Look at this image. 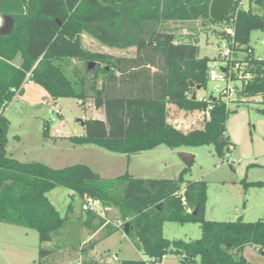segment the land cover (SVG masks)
I'll list each match as a JSON object with an SVG mask.
<instances>
[{
	"label": "trees",
	"instance_id": "trees-1",
	"mask_svg": "<svg viewBox=\"0 0 264 264\" xmlns=\"http://www.w3.org/2000/svg\"><path fill=\"white\" fill-rule=\"evenodd\" d=\"M211 0H3L0 15L14 21L9 35L0 36V223L36 231L40 244L68 226V205L61 217L48 200L55 187H63L83 202L91 198L102 207L114 208L117 221L129 225L127 237L147 260L176 254L179 264H252L241 255L252 246L264 255V219L255 222H213L204 218L207 185L184 179V168L175 179L135 178L128 172L112 179L101 177L86 165L53 169L37 162L22 163L6 151L9 121L4 110L29 81L41 85L53 100L72 98L84 107L88 99L104 119L81 121L82 136L67 140L75 146L93 145L127 157L161 145L169 149L212 146L223 159L231 146L226 135L230 110L212 93L199 100L196 87L207 90L209 59L199 57L197 41L181 40L160 25L167 22L222 23L233 29L232 59L228 66L244 65L253 78L242 82L233 102L261 98L264 102V60L258 61L251 35L264 31V15L253 13L252 4L264 9V0H247L248 9L235 0L221 21L210 18ZM117 50L135 49L132 57H112L83 48L82 36ZM219 39L229 38L224 32ZM228 39V40H229ZM18 58L19 63L13 64ZM83 62L93 75L72 65ZM231 79L236 81L235 76ZM190 82L194 88L190 87ZM186 113L211 107L209 118L182 131L168 121L170 107ZM264 114V109L260 111ZM48 137V125L43 126ZM261 186L262 182L245 183ZM83 226L93 232L104 220L83 212ZM99 219L95 226L94 220ZM197 223L200 237L192 241L168 240L164 223ZM120 229L107 225L104 238ZM95 246V245H94ZM92 246V248H94ZM88 248V246H86ZM85 250V249H83ZM55 251L39 249V262ZM235 259L236 255H239ZM121 264H147L123 261Z\"/></svg>",
	"mask_w": 264,
	"mask_h": 264
},
{
	"label": "rangeland",
	"instance_id": "rangeland-1",
	"mask_svg": "<svg viewBox=\"0 0 264 264\" xmlns=\"http://www.w3.org/2000/svg\"><path fill=\"white\" fill-rule=\"evenodd\" d=\"M242 8L248 9L247 0ZM251 9L255 14L264 15V9L258 5L252 4ZM223 27L222 23L203 24L202 20L160 25L162 30L174 33L181 40H196L199 57L209 59L213 78H210L206 91L196 92L198 98L210 95L214 85L226 84L224 80L214 79V75L221 77V69L225 64L220 56L222 41L218 37ZM261 41H264V31L253 32L250 42L256 49L255 57L264 60V45ZM82 45L89 52L112 57H132L135 54L133 48H107L87 35L82 36ZM18 63L19 59L16 58L13 64ZM72 65L83 73L88 72L86 78L88 83L91 82L93 75L89 72L95 64L91 69L83 62L73 61ZM232 85L239 86V83L232 82ZM23 90L24 94L16 95L4 110V116L9 121L6 151L19 162L42 163L53 169L81 164L106 179L125 172L144 179H175L185 168L177 156L178 152L184 151L194 156V163L186 168L184 179L203 181L207 185L205 220L235 222L241 218L244 222H255L264 219V114L260 112L264 109V102L261 98L230 103L229 109L235 112L227 118L226 135L232 149L226 151L223 159L216 156L212 146L172 150L161 145L130 156L129 164L125 155L110 153L93 145L75 146L67 140L68 137L84 134L81 121L104 119L103 110H96L90 99L84 107L80 106V101L72 98L53 100L45 88L35 82L25 84ZM237 99L238 96L234 101ZM51 117H55L53 123L49 121ZM173 119L171 116L170 121ZM183 119H187L186 116L182 117V123L177 128L186 131L189 121L183 122ZM45 123L48 125L47 138L43 137ZM55 129L59 130V134L54 133ZM256 182H262L263 185H248L244 189L245 183ZM47 197L61 217L66 215L67 207L71 204L68 226L53 234L50 242L40 244L36 231L0 223V264H38L39 249L55 251L54 255L42 259V264H121L127 260H147L136 250L123 230L104 238L107 225L114 226L117 221L114 208L100 206L99 218L105 223L93 232L83 226L84 213L78 196L63 187H55ZM99 221L96 219L92 224L97 226ZM162 231L164 238L170 241H192L200 237L197 223L167 222ZM82 244H85V250ZM241 255L252 264H264V255L252 246H246ZM239 257L240 254L235 259ZM155 264H179V257L168 254ZM194 264L199 263L196 261Z\"/></svg>",
	"mask_w": 264,
	"mask_h": 264
},
{
	"label": "built area",
	"instance_id": "built-area-1",
	"mask_svg": "<svg viewBox=\"0 0 264 264\" xmlns=\"http://www.w3.org/2000/svg\"><path fill=\"white\" fill-rule=\"evenodd\" d=\"M245 0H239V7H242L244 4ZM222 32L225 33L226 36L230 37V39L228 40L227 38H222V50L220 51V56L221 59L225 62L224 64V72L221 71L222 75L220 76H215L214 75V79L215 80H224V82L226 83L223 86H219V85H214L212 88V94L216 97L221 99L224 102V105L229 108V105L231 102L234 101V99L236 98L237 92L239 90V87L241 85L242 82H247L249 80H251L253 78V75L250 72H245L244 73V65L238 67L237 65L232 67V66H228V71H227V78L224 77V73L226 72V62L228 60L232 59V50H231V44H232V37H233V29L230 26H224L222 28ZM262 45H264V41L261 42ZM257 58V57H256ZM258 61L262 60L260 58H257ZM222 70V69H221ZM211 71L209 70V74H210V78L212 79V75L210 73ZM234 75L236 81H233L231 79V76ZM232 82H238L239 86H235L232 85ZM31 83L29 81V75L27 76L23 86L25 84H29ZM199 100H203L202 98H199ZM211 107L208 106L205 110L203 111H194V112H190V113H186L183 112L182 117L186 116L187 119H183V122L189 121V125H187L186 128H191L196 126L200 121L204 120V118H209V113H210ZM50 122H54L55 121V117H51ZM182 123V121L180 123H177V126H180ZM55 134H59V130L55 129L54 130ZM232 149V147H229V150ZM99 208H100V203L96 200H93L91 198H85L84 201L82 202V211L83 212H92L95 216H100L99 215ZM114 227L122 230V223L120 221H116L114 223ZM166 255L161 256L160 258H152L150 260H146L147 264H155L159 261H161L162 259H165ZM79 264V263H78Z\"/></svg>",
	"mask_w": 264,
	"mask_h": 264
},
{
	"label": "water",
	"instance_id": "water-1",
	"mask_svg": "<svg viewBox=\"0 0 264 264\" xmlns=\"http://www.w3.org/2000/svg\"><path fill=\"white\" fill-rule=\"evenodd\" d=\"M2 0H0L1 5ZM235 0H211L210 7H209V15L213 21L219 22L223 20L233 9ZM3 23L0 26V36L9 35L13 29L14 21L11 16H4ZM93 67L92 64L88 66V69ZM224 72V69L221 70ZM191 88H194L192 82L189 83ZM200 90V87H196L195 91L192 95V99H195L196 92ZM23 95V90L19 92V96ZM177 128V125H174ZM2 135H0V138ZM179 160L184 164L185 168H190L191 165L194 163V156L188 152L180 151L177 154ZM123 232L127 236L129 233V225L125 224L123 227Z\"/></svg>",
	"mask_w": 264,
	"mask_h": 264
},
{
	"label": "crops",
	"instance_id": "crops-1",
	"mask_svg": "<svg viewBox=\"0 0 264 264\" xmlns=\"http://www.w3.org/2000/svg\"><path fill=\"white\" fill-rule=\"evenodd\" d=\"M262 42V41H261ZM250 45H251V47H252V49H253V53H254V56H257V54H256V49H255V47L251 44V42H250ZM260 57V56H259ZM29 84H31V83H29ZM198 92V91H197ZM23 94H24V90H23ZM182 114H183V111H179V110H177V109H175L174 107H170V113H169V117H168V121L169 122H171L173 125H177V123H180L181 121H182ZM171 116H173V120H171L170 121V118H171ZM181 119V120H180ZM128 159V162H129V164H130V158L128 157L127 158ZM129 173V172H128ZM131 176H133V177H135L132 173H129ZM135 178H137V177H135ZM91 237H93V236H91ZM83 246H81L83 249H85V244H82Z\"/></svg>",
	"mask_w": 264,
	"mask_h": 264
},
{
	"label": "flooded vegetation",
	"instance_id": "flooded-vegetation-1",
	"mask_svg": "<svg viewBox=\"0 0 264 264\" xmlns=\"http://www.w3.org/2000/svg\"><path fill=\"white\" fill-rule=\"evenodd\" d=\"M2 1H3V0H2ZM1 4H2V2H1ZM0 6H1V5H0ZM4 16H7V15H0V18H1L2 23H3V20H2V19H3ZM2 23L0 24V26L2 25Z\"/></svg>",
	"mask_w": 264,
	"mask_h": 264
}]
</instances>
